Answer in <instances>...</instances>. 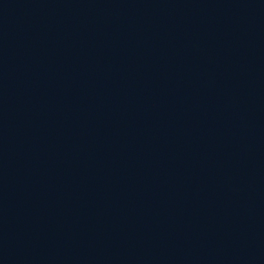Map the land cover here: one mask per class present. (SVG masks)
I'll list each match as a JSON object with an SVG mask.
<instances>
[{
  "label": "water",
  "instance_id": "obj_1",
  "mask_svg": "<svg viewBox=\"0 0 264 264\" xmlns=\"http://www.w3.org/2000/svg\"><path fill=\"white\" fill-rule=\"evenodd\" d=\"M0 264H264V0H0Z\"/></svg>",
  "mask_w": 264,
  "mask_h": 264
}]
</instances>
